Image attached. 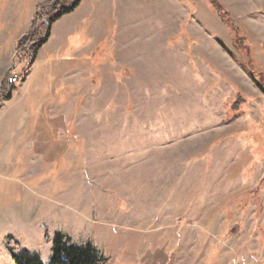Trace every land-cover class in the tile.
Masks as SVG:
<instances>
[{
    "label": "rangeland",
    "instance_id": "1",
    "mask_svg": "<svg viewBox=\"0 0 264 264\" xmlns=\"http://www.w3.org/2000/svg\"><path fill=\"white\" fill-rule=\"evenodd\" d=\"M217 1L264 76V0ZM33 2L45 42L0 103V264H49L58 234L105 264H264V94L207 2L0 0L1 86Z\"/></svg>",
    "mask_w": 264,
    "mask_h": 264
},
{
    "label": "trees",
    "instance_id": "2",
    "mask_svg": "<svg viewBox=\"0 0 264 264\" xmlns=\"http://www.w3.org/2000/svg\"><path fill=\"white\" fill-rule=\"evenodd\" d=\"M208 7L218 16L220 21L230 31L232 42L236 49L245 53L247 58L244 63L243 69L248 70L250 78L264 94V76L258 73L252 66H250L252 59V47L246 41L245 37L241 34L240 29L234 24L229 12L220 4L217 0H205ZM76 5L70 8L61 7L59 9L54 8L52 11V17L49 19V24H53L56 20L64 15L70 14ZM42 25L40 18L36 12L32 19V24L26 35H24L16 45V60L18 65H24V68L32 66L38 50L42 47L45 41H42ZM250 61V62H249ZM10 73V72H9ZM8 77V76H7ZM7 77L3 81L0 88V103L10 98V95L6 94L8 90ZM236 100H245L239 93L236 94ZM15 264H42V262L36 256H29L24 254L16 257L12 255ZM104 262V263H102ZM106 260L103 256H99L95 248L86 246L78 248L70 245L69 240L65 239L61 235H55L53 240V248L51 250V257L49 264H105Z\"/></svg>",
    "mask_w": 264,
    "mask_h": 264
},
{
    "label": "crops",
    "instance_id": "3",
    "mask_svg": "<svg viewBox=\"0 0 264 264\" xmlns=\"http://www.w3.org/2000/svg\"><path fill=\"white\" fill-rule=\"evenodd\" d=\"M38 4H39V2H33L32 3V6L31 7H33L34 9H33V15L31 16V17H29V24H27V26H25V22H24V26H22V27H24L26 30H27V32L29 31V29H30V26H31V22H32V19H33V16L35 15V13H36V10H35V8H37L38 7ZM14 26H12L11 27V29H14V31L16 32V34H14V35H9L8 37H7V43L9 44V46H8V48H7V50H6V58H5V61H3V64H2V68H1V73H3L2 75L4 76L5 75V72H7L8 70H9V68H10V66H11V63H12V61H13V57H14V53H15V49H16V45H17V42H18V40H19V38H18V14H16V16H15V19H14V24H13ZM19 28H21V26H19ZM26 32V33H27ZM24 35V34H23ZM2 82V81H1ZM1 82H0V86H1ZM16 90H18V85H15L14 87H13V90L12 91H16Z\"/></svg>",
    "mask_w": 264,
    "mask_h": 264
},
{
    "label": "built area",
    "instance_id": "4",
    "mask_svg": "<svg viewBox=\"0 0 264 264\" xmlns=\"http://www.w3.org/2000/svg\"><path fill=\"white\" fill-rule=\"evenodd\" d=\"M29 68L26 71L21 72V74L18 75V63H15L14 68L12 69V73L7 77V95L11 94L12 88L15 85L20 84L24 79L26 74H28Z\"/></svg>",
    "mask_w": 264,
    "mask_h": 264
}]
</instances>
